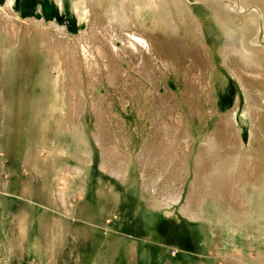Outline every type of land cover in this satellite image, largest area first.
<instances>
[{
  "label": "rangeland",
  "instance_id": "rangeland-1",
  "mask_svg": "<svg viewBox=\"0 0 264 264\" xmlns=\"http://www.w3.org/2000/svg\"><path fill=\"white\" fill-rule=\"evenodd\" d=\"M74 1L14 0L16 26H0V264H264V210L258 226L250 211L237 217L227 208L238 203L236 184L252 178L248 168L264 170V122L244 117L247 95L229 66L246 68L259 103L262 76L233 53L225 64L230 37L195 0L203 37L191 31L189 10L181 30L167 5L168 21L147 16L167 65L133 78L116 61L108 76L88 48L90 62L81 51L77 66L64 58L67 49L49 52L33 28L66 27L59 37L79 46L84 32L99 45L108 0L95 1L82 22ZM71 99L84 110L71 111ZM232 153L250 167L224 174L222 196L207 197L211 161ZM254 180L246 190L260 202Z\"/></svg>",
  "mask_w": 264,
  "mask_h": 264
},
{
  "label": "bare ground",
  "instance_id": "bare-ground-1",
  "mask_svg": "<svg viewBox=\"0 0 264 264\" xmlns=\"http://www.w3.org/2000/svg\"><path fill=\"white\" fill-rule=\"evenodd\" d=\"M60 1L62 2V0ZM95 1H102L100 2L101 4L105 0H75L73 2L74 3L73 6L75 8V11L77 12V16L80 22L84 21L85 19L93 15L92 14L94 10L93 3H95ZM195 1L197 2V3L195 2L196 4L205 5L207 9H209L210 15L212 17L214 24H216L219 29L224 28L225 34L227 35V37L228 36L230 37L228 43H226L227 44L226 46L228 49L227 52L225 53L223 50L221 51V53L223 54L222 56H224L223 59H225V64L229 66V64L227 63L228 55H230V53L235 54L236 57H238L242 61L241 63H243V66H247V68L250 67V69L252 68V70L253 69L256 70L255 72H257L260 76H262L263 84H264V0H227V1L226 0H216V2L215 0H211V1L195 0ZM106 4H108L107 5L108 8L107 7L106 8L103 7V8L107 9V12L106 14L104 13L105 15H104V18H102V21L100 20L103 26L99 27L103 29V30L101 29V33H100L101 41L99 45H96V46L92 42V39H90L89 37H86L87 35L84 32H82L79 36H77V38L80 40V45L78 46V45H74L73 41L64 39L63 37H59L60 34H62L63 36L66 33H68L66 27H59L57 31L53 32V30L44 28L42 24L43 22H39V21L35 22L37 25L36 27H33V25H31V22L28 21V25H31V27L35 28L36 32L38 33L42 32L39 35H41V39H43V42L49 52L52 53L53 47L60 48V49H67L63 53L64 58L70 59V62H72V64L73 62H75L74 64L79 66L78 65L79 62L75 54L81 51L83 52L84 56H86L87 61L90 62V60H88L89 58L88 48H90L92 49V51L95 50L93 51V58L99 57L103 61V63L106 64V72L108 76H113L112 75L113 72L111 71L112 69L111 64L116 63V61H118L120 66L124 62H126L129 65V70L122 68L120 69L121 73L130 75V77H133V78L136 77L135 75H140L143 77V75H145L144 74L145 69H151L154 72L157 68L159 69L161 67L162 63H163L162 65L164 64L167 65V63L162 60L163 58L160 55L156 54L155 52L156 44L158 40L154 37L151 30L149 29L150 23L147 17L148 14L157 13V15H159L158 17H160L162 20L168 21L169 15L167 16L166 15L167 13L165 12L166 5H167L173 11V19H172V16L170 17L172 20H174L173 26L181 30L184 26H187L185 25L186 15H184V12L189 10L188 11L190 14L189 17L192 18L193 21H195L193 24L195 25V27L191 31H193L195 35L197 33L199 37L204 36L203 23L200 17L196 15L195 9H194L195 7L191 3V0H108V3ZM13 5H14V0H8L7 6L5 7L3 5L0 6V26L4 28L6 26L8 27L9 24H12V26H16L15 21L17 19V16L16 17L14 16ZM94 12L96 13V11ZM160 25H161V22H160ZM212 26L214 27V25ZM14 30L16 31V35H15L16 37L19 36L20 32L22 33V29H20L21 31L17 29H14ZM10 32H11V29H10ZM84 42H87V43H84ZM119 42L121 44H119ZM229 68L231 69L232 74L236 77V79H238L241 86L244 87V90L247 95L248 104L247 106H245L246 110L244 111V117L247 118V120H250V118H252L253 120L256 119L258 121L264 122V102L259 103L257 99L254 97L255 95L253 94L251 89L248 87L249 84L246 81L247 80L246 68L245 67H241V68L231 67V66H229ZM131 70L135 73V74L131 73L132 76L130 73H128V71L130 72ZM261 87L262 88H258V89L263 90V92H260V94L264 97V85ZM165 102H168V101L165 100ZM68 105L71 107V111H75V113L81 112L84 110V104L76 100L74 101H72V99L68 100ZM255 131H256V135L261 137L260 135L262 134V132H260V128H258L257 124L253 123L251 132L255 134L254 133ZM237 132H238L237 134H239L238 129H237ZM99 140L102 141L101 139ZM213 144L214 142L210 145L209 149H213L215 151L220 145H218L219 143L214 144V145ZM118 146L119 145H117V148ZM115 148H116V145H115ZM207 151L209 152V150ZM113 152L115 153L117 151H113ZM228 154L230 155V153ZM121 160L124 163V160L123 159ZM119 162L120 160L118 161L117 164H119ZM211 162L213 163L209 166L208 168L209 173H207V175H209L208 176L209 178L208 179L202 178L204 180L201 179L203 181L201 192L203 193V191H206L208 193L207 197H211L209 194H214V192L217 193L216 197L222 196L221 193L223 191L220 190L218 187H222L223 183H219L217 180L222 178L224 174L226 175L227 173L229 174L231 170H233V172L234 170L241 171L245 169L247 166L250 167L249 164L245 165L243 163L242 165V161L239 159L238 156L236 157L234 156L233 160H229L228 156L223 157L219 155V156H216L215 160ZM117 164L115 167H117ZM145 164H147V162ZM248 169L251 170L250 176L253 179L248 177L249 179L247 180L244 178L242 182H240L239 184H236V188H238V191H236L237 193L235 194L234 199H236L238 203L237 204L233 203L232 204L233 206H228L227 208H230V210H232V212L235 213L237 217L240 215L238 214L240 211H250L251 214H250V219L248 220V222L253 223L255 221V223L258 224L259 221H256V219L257 218L259 219L260 213L264 210V170L259 169V172H257L256 174L255 171H257V166L256 165L254 166V164L252 167ZM247 176H249V174ZM122 180L125 181L126 179L124 180L123 178ZM252 180H254L253 190L254 192L258 194L260 202L255 201V195L252 194L253 191L251 192L250 190L249 192L246 190L248 189L246 188L247 184ZM249 189L251 188L249 187ZM202 196H205V195L202 194ZM63 203H65L64 199H63ZM251 209H254V210H251ZM208 221L209 220L207 219L201 220V227L205 232H209V229H210V227L208 226L210 222ZM259 225L260 224H258V226ZM240 231L241 233L244 232L247 234L248 231L250 233V229L247 230L245 226L241 227ZM263 234H264V227L260 228L258 232V235L260 236Z\"/></svg>",
  "mask_w": 264,
  "mask_h": 264
}]
</instances>
